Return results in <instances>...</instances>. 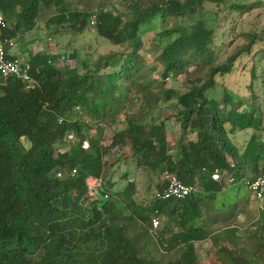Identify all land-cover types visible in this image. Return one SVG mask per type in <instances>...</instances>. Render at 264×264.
<instances>
[{
    "label": "trees",
    "instance_id": "16d2710c",
    "mask_svg": "<svg viewBox=\"0 0 264 264\" xmlns=\"http://www.w3.org/2000/svg\"><path fill=\"white\" fill-rule=\"evenodd\" d=\"M118 1L119 10L102 5L90 10L86 0H0L5 56L15 59L28 75L0 76V264H198L194 242L211 237L200 223L203 201L216 200L228 179L227 187L264 175V167L257 170L259 161L264 164V141L259 138L264 117L259 108L252 103L239 110L243 99L225 89L220 100L206 94L214 77L230 72L233 62L249 54L264 35V25L241 32L245 42L217 63L218 15L249 11L254 4ZM205 2L212 7L204 9ZM49 9L52 12L43 21L46 36L65 33L73 41L92 25L96 36L120 48L79 66L75 47L55 52L40 43L32 51L13 50L16 39L35 29L39 16ZM155 15L180 20L155 32L159 69L148 82L140 74L137 51L140 29ZM188 15L197 18L186 23L183 17ZM188 67L201 74L186 80L182 91L164 86ZM253 69L247 90L254 102ZM136 101L135 111H130ZM168 101L178 123L174 145L166 138L169 117L152 116V109ZM114 122L121 128L113 130L108 144L102 143L98 126ZM246 129L252 133L240 150L230 135ZM124 146L129 154L121 160L129 159L134 168L159 176L143 201L133 197L132 181L122 190L112 189L104 156L110 148L118 151ZM214 170L220 174L217 181L210 178ZM164 171L197 190L182 198L158 197L165 186ZM90 176L99 178L92 195L85 187ZM152 216L159 219L155 229H150ZM135 222L150 235L140 246L135 237L124 234L128 223ZM235 233L236 227L227 225L212 238L234 246ZM149 241L167 254L178 248L179 254L165 261L154 258L145 247ZM217 252L225 254L223 264H264V253L256 250H250L247 259L224 246Z\"/></svg>",
    "mask_w": 264,
    "mask_h": 264
},
{
    "label": "rangeland",
    "instance_id": "374dc122",
    "mask_svg": "<svg viewBox=\"0 0 264 264\" xmlns=\"http://www.w3.org/2000/svg\"><path fill=\"white\" fill-rule=\"evenodd\" d=\"M88 9H95L98 5L105 6L107 9L121 8L118 0H86ZM230 2H242L245 5L254 4L249 11H243L242 13H236L234 11L220 13L219 21L215 25V39L214 43L219 45L221 49L216 52L214 61L220 63L224 61L226 56L239 44L244 43L245 39L240 35L241 32L248 31L249 29H259L264 25V0H229ZM212 4L205 2L203 4L204 9H209ZM52 12V9L44 12L40 15L36 27L30 30L21 38H17L13 50L25 51V47L28 50H34L43 43L46 49L53 50L55 52L69 51L71 48H77V65L84 63L90 65L92 61L99 55L109 53L120 47L109 43L107 40L96 36L94 34L93 26H89L81 34L71 38L63 33L56 34L54 36H46L44 30V18ZM197 18V15H188L183 17V21L188 23L190 20ZM180 18H168L163 20L160 15H155L152 19L148 20L141 27L140 32V47L137 51L139 60L141 61L140 74L144 81L151 82L158 76L159 65L156 60L158 51L154 37L155 32L166 29L169 26H173L174 23L179 21ZM264 34V33H263ZM175 36V33L171 34V37ZM49 39H46V38ZM158 38V37H157ZM45 41V42H44ZM163 42V40H162ZM49 44V45H48ZM38 48V47H37ZM25 52H23L24 54ZM253 67L255 78L252 81V91L255 96L253 102L252 95L248 93L247 85L249 83V69ZM187 72L182 71L174 78H168L164 84L165 87L175 88L178 91L183 90V83L186 80H190L200 76L199 72H192V68L188 67ZM264 71V35L260 40H256L250 48L249 54H244L242 57L233 62V68L230 72L222 75L215 76V84L207 89L206 94L208 97L215 100H220L223 89L233 96L241 97L242 103L239 110L245 111L249 109L253 103L259 108L264 117V90L261 88L260 74ZM153 85V84H151ZM171 101L160 103L156 108L152 109V116L159 115L160 117H169L165 124L166 138L170 145H174L178 134V123L174 120L173 115L176 109L168 105ZM136 101L133 104L130 111H135L137 105ZM158 116V117H159ZM122 114L118 115L120 119ZM264 125V122H263ZM122 124L114 122L112 124L99 125L98 129L102 136V143L108 144L110 141L111 133L114 129L121 128ZM180 133V132H179ZM252 133L250 129L245 131H235L232 135V141L241 148L244 146L249 135ZM189 137L192 134H187ZM264 132L260 135L262 141ZM21 143L26 146L27 142L22 140ZM113 148V147H112ZM170 152L174 150L170 149ZM129 154V150L124 146L118 151L110 148L108 153L104 156L105 165H110L109 178L113 183V191L122 190L125 183L132 181L135 185L136 192L133 197L137 201H143V198H147L153 191L154 182H158L159 176L147 173L141 169H136L133 163L128 159L123 161L125 156ZM119 159V160H118ZM264 167L261 161L257 164V170L259 171ZM125 176V177H124ZM88 179V178H87ZM86 179V180H87ZM85 180V181H86ZM228 183H223V191L216 193V200L211 202L210 200L203 201L201 205V226L210 233L211 237L201 241L194 242L195 258L198 264H223L225 254H218L220 247H226L228 251L236 254L244 259L249 258L250 250L264 253L262 246H259L258 237L264 242V196L256 199L252 196L249 189H247L244 182L240 184H234L227 187ZM87 193V192H86ZM93 194V193H92ZM91 194V195H92ZM220 203H224V209L219 207ZM219 208V209H218ZM221 208V209H220ZM163 219H160V226ZM127 229L124 234L128 237H135L136 243L140 246L142 242L147 239V234L143 231V225L139 222L128 223ZM236 227L235 233V245H230L226 241H219L212 236L220 235L224 226ZM175 227H173V230ZM154 235L152 241H154ZM146 250L149 255L158 258L162 261L166 259H173L178 256V248L171 253L167 254L161 251L159 247L153 245L151 241L145 244ZM256 252V253H257Z\"/></svg>",
    "mask_w": 264,
    "mask_h": 264
},
{
    "label": "built area",
    "instance_id": "2783aa9c",
    "mask_svg": "<svg viewBox=\"0 0 264 264\" xmlns=\"http://www.w3.org/2000/svg\"><path fill=\"white\" fill-rule=\"evenodd\" d=\"M4 26L3 19L0 14V29ZM3 42H0V76L7 77L9 75H14L16 77H22V79L28 78V75L25 73L24 69H21L17 61L8 59L5 56V48ZM26 68V66H25ZM67 138H71V134H68ZM264 141V138H263ZM210 178L212 180H219L220 174L218 171L214 170L210 173ZM161 179L165 181V186L161 190L160 194H157L161 198L177 197L182 198L188 195L190 192L197 190L193 185H185L179 182L173 174L168 172H163L161 174ZM231 179H228L230 181ZM99 178L90 176L85 181L86 192L88 195H91L94 191L96 184H98ZM247 189L256 199H259L264 196V175L257 177L253 180L245 182ZM159 224V219L156 216L150 218V229H155Z\"/></svg>",
    "mask_w": 264,
    "mask_h": 264
}]
</instances>
